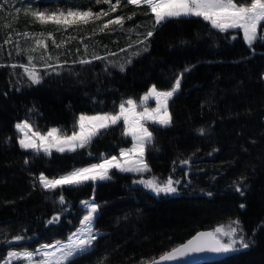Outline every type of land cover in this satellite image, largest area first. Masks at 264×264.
<instances>
[{
  "label": "trees",
  "instance_id": "obj_1",
  "mask_svg": "<svg viewBox=\"0 0 264 264\" xmlns=\"http://www.w3.org/2000/svg\"><path fill=\"white\" fill-rule=\"evenodd\" d=\"M109 7L97 0H0V261L9 249L32 251L65 239L82 218L81 201L92 197L99 236L72 264H149L195 232L227 230L237 220L249 247L237 244V252L200 264H264V44L250 48L240 30L222 33L197 17L153 28L149 9L127 0L114 12ZM70 8L109 14L64 26L25 12ZM116 17L122 25L104 28ZM20 65L34 68L40 82L32 83ZM177 76L170 126H148L154 139L145 146L150 171L143 177L180 181L176 193L156 194L134 183L137 175L118 171L96 184L40 186L41 173L55 178L116 155L129 140L116 125L74 152L37 155L19 146L17 122L69 135L80 114H115L128 99L140 103L154 85L170 90ZM183 160L190 162L182 168ZM54 216L60 219L48 224ZM18 235L23 239L14 240Z\"/></svg>",
  "mask_w": 264,
  "mask_h": 264
},
{
  "label": "snow or ice",
  "instance_id": "obj_2",
  "mask_svg": "<svg viewBox=\"0 0 264 264\" xmlns=\"http://www.w3.org/2000/svg\"><path fill=\"white\" fill-rule=\"evenodd\" d=\"M97 3L109 4V11L114 12L117 5L120 4V0H116L115 4L111 3V0H97ZM127 4L138 7L146 6L153 16V28L171 20L197 17L202 18L213 29L222 33L227 32L229 29L242 31L244 41L250 48L257 41L264 44V0H250V2L249 0H127ZM16 11L19 12L20 9H16ZM25 12L41 24L53 23L64 26L78 23L86 24L90 20L99 19L101 15L107 16L109 14L108 12L93 13L91 9L79 11L71 8L66 12L57 10L48 13L47 11H31L30 9H26ZM110 24L122 25L123 17L108 20L104 24V28H107ZM101 31H103V28ZM24 35L28 36L29 34L24 33ZM152 35L153 31L150 30L147 32L146 38ZM9 42V40L5 41V43ZM37 44L44 45V41L38 39ZM95 58L100 59V57ZM28 60L29 65H31L32 57H29ZM88 62L80 61V63ZM16 66L12 65L13 68ZM20 67L24 68L32 83L40 82L34 68L25 65H20ZM121 70L123 71V67H121ZM189 70L188 68L184 69L185 72ZM180 85L181 76H177L170 90L159 91L155 85L150 87L147 93L140 97V106H144L149 98L154 97L156 107L151 109L144 107L142 112H137L136 102L133 99H128L119 105V111L115 114L104 113L93 116L82 114L76 121L78 130H74L71 135L60 134L56 128L50 129L46 134H41L39 131H34L27 122L18 123L15 127L22 134V138L19 140L20 147L32 149L37 155L41 152L50 155L52 148L61 153L65 151L74 152L77 148H84L92 142L94 137L100 134L101 130L116 125L121 119L123 120L122 135L132 138L131 148L121 149L120 156L123 157L122 160L112 156L103 159L101 163L76 168L57 178H48L41 173L38 177L40 186L44 190L54 191L65 187H80L88 182L95 184L97 181L111 180L110 169H116L119 172L142 173L150 171L144 160V153L146 144H150L154 137L149 128L145 126V122L151 121L153 124L160 126H170L172 118L169 112V100L178 91ZM200 131L203 133L204 130L201 129ZM189 162V160H183L181 165H187ZM134 183L144 184L145 187L156 194H174L177 192V188L173 185L174 183L179 184L180 181L174 182L171 177L166 181H161L154 177L147 181H134ZM236 190L240 191L241 189L237 187ZM59 203H65L63 195H60ZM81 203L86 209V214L80 219V227L67 237L66 242L55 241L53 244H44L35 252L25 251L22 254L9 252L5 264H9L11 258H20L21 256L32 264L35 255L42 257V259L36 260L35 264H53V262L54 264H72L76 258L89 253L94 248V242L99 236V233L93 227L95 214L98 212L99 206L90 201H82ZM241 207H244V205H241ZM59 219V216H54L47 223H56ZM232 224L236 226L227 230L223 226H218L212 231L197 232L186 243L173 248L159 259L160 261L172 260L183 257L188 253H228L235 251L237 244L242 248L249 247L250 242L245 240L242 229L238 227L239 221H233ZM238 232L241 233L239 240L235 238ZM223 237H227V240L222 239ZM13 239L19 241L23 237L18 235ZM49 249H55V251H48ZM153 264H159V261H153Z\"/></svg>",
  "mask_w": 264,
  "mask_h": 264
},
{
  "label": "rangeland",
  "instance_id": "obj_3",
  "mask_svg": "<svg viewBox=\"0 0 264 264\" xmlns=\"http://www.w3.org/2000/svg\"><path fill=\"white\" fill-rule=\"evenodd\" d=\"M40 11H44V10H40ZM60 11H64V10H60ZM67 10H65L64 12H66ZM80 11V10H79ZM48 12V11H47ZM52 12H56V11H51V12H48V13H52ZM242 32V31H241ZM243 34V33H242ZM246 43V42H245ZM247 44V43H246ZM248 45V44H247ZM29 68H31V66H29ZM36 71V70H35ZM36 73H37V71H36ZM38 74V73H37ZM28 75V74H27ZM167 91V90H166ZM144 95V94H143ZM142 95V96H143ZM141 96V97H142ZM136 104H137V108H136V111L137 112H142L143 110H144V107H147V108H149V109H151V108H155L156 107V100H155V98L154 97H152V98H149L146 102H145V104H144V106H140V103H137L136 102ZM125 106L127 107V105L125 104ZM118 111H119V108H118ZM117 111V112H118ZM98 114H104V113H98ZM80 115H82V114H80ZM79 115V116H80ZM83 115H86V114H83ZM93 115H97V114H89V115H87V116H93ZM78 116V117H79ZM22 122H26V121H21V122H17L16 123V125L18 124V123H22ZM116 125H120V126H122V131H123V120L121 119ZM116 125H113V126H116ZM149 125H153V126H160V125H157V124H153L151 121H146L145 122V126L146 127H148ZM52 128H55V127H51V128H48V129H46L45 131H43V132H40L41 134H46L50 129H52ZM33 129V128H32ZM56 129H58V128H56ZM34 130V129H33ZM77 130H78V127H77ZM35 131V130H34ZM150 131V130H149ZM19 134H20V138L18 139V144H19V140L22 138V134L20 133V132H18ZM69 135H71V134H69ZM125 137V136H124ZM128 140H129V144L127 145V146H125V147H121L119 150H118V152H117V154L116 155H112V156H115V157H117L118 159H123V157H121L120 156V152H121V149H128V148H131V146H132V138L130 137V136H128V137H126ZM20 146V145H19ZM29 150H32V149H29ZM52 151H56L55 150V148H52L51 149V152ZM43 153V152H42ZM44 154V153H43ZM112 156H109V157H106V158H110V157H112ZM103 159H105L104 157L103 158H100L98 161H96V162H92V163H89V164H86V165H83V166H78V167H75V168H72V169H70L69 171H67V172H64V173H62V174H60V175H58L57 177H59V176H62V175H65L66 173H68V172H70V171H72V170H74V169H76V168H81V167H87V166H89V165H91V164H96V163H101L102 162V160ZM144 160H145V153H144ZM146 162V161H145ZM148 165V164H147ZM148 168H149V166H148ZM150 169V168H149ZM112 171H118V170H116V169H110L109 170V174L111 175V173L110 172H112ZM119 172V171H118ZM121 173H128V174H135V175H137L138 176V178H140L139 180H144L143 179V177H145L146 176V174L148 173V171H145V172H121ZM40 176V175H39ZM57 177H55V178H57ZM104 181H106V180H104ZM97 182H100V181H97ZM97 182H95V184L97 183ZM82 201H90V202H94L93 201V198L91 197V198H89V199H87V200H82ZM81 201V202H82ZM80 205H81V207H82V209H84V213H83V215H82V217L86 214V209L83 207V205H82V203H80ZM95 216H96V214H95ZM78 227H80V223L77 225V227L73 230V231H71L69 234H68V236L72 233V232H75L76 230H77V228ZM95 229V228H94ZM96 230V229H95ZM96 232H98L99 233V231L98 230H96ZM67 236V237H68ZM67 237L65 238V239H59V240H54V241H52V242H50V243H44V244H53L55 241H61V242H66L67 241ZM44 244H41V245H44ZM40 245V246H41ZM40 246H37L36 247V249H38ZM35 249V250H36ZM35 250H32L31 252H35ZM237 251L239 250V249H236ZM25 251H29V250H24V249H19V250H16V249H9L8 251H7V253L5 254V256L2 258V260L0 261V264H5V261L8 259L7 258V254L9 253V252H17V253H23V252H25ZM48 251H55V249H49ZM39 259H42V257L40 256V255H35L34 257H33V261H32V264H35V261L36 260H39ZM9 264H30V262L29 261H27V260H25V259H23L22 258V256L20 257V258H11L10 259V262H9ZM53 264H54V262H53Z\"/></svg>",
  "mask_w": 264,
  "mask_h": 264
},
{
  "label": "water",
  "instance_id": "obj_4",
  "mask_svg": "<svg viewBox=\"0 0 264 264\" xmlns=\"http://www.w3.org/2000/svg\"><path fill=\"white\" fill-rule=\"evenodd\" d=\"M187 165H181V167L183 168V167H186ZM200 231H211V230H199L197 232H200ZM197 232H195L193 235H195ZM192 236H190L188 239H190ZM188 239L179 243L178 245L174 246L173 248L178 247L179 245H181L183 243H186ZM173 248H171L168 251L157 256L149 264H153V261H159V264H200V263H204V262H214V261L222 259L224 256L228 255L231 252H237V250H235V251H230L228 253H213V252L188 253L187 255H185L183 257H177V258L172 259V260L160 261L159 258L162 255L166 254L167 252H170Z\"/></svg>",
  "mask_w": 264,
  "mask_h": 264
}]
</instances>
